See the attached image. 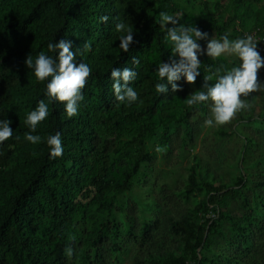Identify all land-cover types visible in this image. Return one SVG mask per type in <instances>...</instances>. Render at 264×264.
<instances>
[{
	"label": "trees",
	"instance_id": "trees-1",
	"mask_svg": "<svg viewBox=\"0 0 264 264\" xmlns=\"http://www.w3.org/2000/svg\"><path fill=\"white\" fill-rule=\"evenodd\" d=\"M161 12L178 18V25L207 32L197 43L226 33L230 40L245 38L246 31L264 29L262 0H0V121L10 120L13 130L0 143V264H110V254L124 253L125 233L142 252L141 264H249L257 252L264 241V153L247 159L259 145L252 137L245 136L236 164L240 174L230 183L195 154L177 192L187 203L185 212L160 217L167 193L163 200L147 195L138 216L122 201L135 186L157 188V161L179 136L182 148L194 146L192 120L196 112L208 113L211 100L189 107L187 99L207 90L205 75L213 76V85L217 75L235 67L224 55L197 56L195 83L182 72L173 81L161 80L160 64L181 60L166 39V28L178 25L162 28ZM104 16L107 22L100 19ZM118 22L133 30L127 52L119 46L127 33L116 31ZM60 41L70 43L77 64L91 68L72 118L66 102L45 94L51 77L38 81L25 64L41 52L57 58L58 50L49 52L47 46ZM113 68L136 73L126 87L138 93L137 101L117 100ZM157 83L165 91L158 93ZM40 100L49 115L31 132L25 121ZM254 117L264 120V112ZM57 132L63 154L50 158L47 138ZM26 133L39 135L41 142H29ZM232 133L237 128L220 130L217 137ZM170 188L165 184L161 191ZM160 231H167L172 243Z\"/></svg>",
	"mask_w": 264,
	"mask_h": 264
},
{
	"label": "clouds",
	"instance_id": "clouds-1",
	"mask_svg": "<svg viewBox=\"0 0 264 264\" xmlns=\"http://www.w3.org/2000/svg\"><path fill=\"white\" fill-rule=\"evenodd\" d=\"M158 23L163 28L168 23L178 25L179 19L168 15L166 12H161ZM103 22H107L108 17L100 18ZM117 32H126V35L120 37V48L127 52L129 51V43L132 41V27L123 22H118L115 25ZM207 32H201L197 27L179 24L176 27L166 28V39L173 45L172 53L181 57L180 62L173 63L171 66L161 63L158 69V75L161 80L165 76L169 81L178 78L179 73H184L189 84L196 81L199 75L198 69L201 62L197 58V53H204L205 50L195 42L196 39L206 38ZM258 40L253 36L248 35L245 38L229 39V35L224 34L219 40L210 39L207 43L206 54L212 59H217L224 54H235L239 57L241 63L238 67H233L224 75H217L216 83L209 84L213 79L212 75L204 76V85L202 88L206 91L194 92L186 103L189 107L197 105L208 100L212 101L211 114L212 118L205 121V125L209 127L222 126L228 124L237 115L238 112L250 108L251 105L241 99V96H247L252 92L264 90V85L258 83V69L264 67V58L257 51ZM49 52H57V58H53L41 52L38 54L35 61L29 55L25 64L34 70V75L38 81H45L51 77L47 84L46 95L60 102L65 103V112L69 118L78 114L79 104L84 99L82 89L85 87L87 78L91 74V68L81 62L76 63V53L71 49L70 43L60 41L59 43L48 44ZM90 48V45L85 44V49ZM135 60V57L133 58ZM58 60V62H57ZM219 73V69H217ZM111 76L115 79L112 88L115 91L116 98L119 101L127 100L128 103H133L138 99V93L132 87H126V83L130 79H134L135 72L129 71L127 68L121 73L116 68L111 70ZM120 79L125 82L121 85ZM125 87V92L122 95L121 89ZM177 85H173V90L177 89ZM156 91H165V85L157 83ZM49 115L48 104L44 100H40L35 108L26 118L25 123L35 132L37 125L44 121ZM10 120L0 121V143L8 140L13 135V130L10 128ZM25 139L33 144L41 142L39 135L25 134ZM47 145L50 149V158H58L63 154V144L61 134L57 132L55 135H50L47 138ZM161 149L157 148V151ZM74 238V237H73ZM66 255L71 257L73 249L67 248Z\"/></svg>",
	"mask_w": 264,
	"mask_h": 264
},
{
	"label": "rangeland",
	"instance_id": "rangeland-1",
	"mask_svg": "<svg viewBox=\"0 0 264 264\" xmlns=\"http://www.w3.org/2000/svg\"><path fill=\"white\" fill-rule=\"evenodd\" d=\"M264 2V0H262ZM210 39L219 38L216 35L208 37L204 43H197L201 46L205 52L202 54L197 53V56H203L206 54L207 43ZM224 56L234 63L235 67H238L241 63L238 56L235 54H224ZM258 83L264 85V67L258 69ZM241 99L251 105L250 108H246L237 113V115L228 124L222 126L209 127L205 125L207 119L212 118L210 102L209 111L206 115L196 112L192 122L194 125V132L196 135L194 146L190 145V150L182 148L181 136L174 140L172 144V151L165 152L163 156L157 161V174L158 184L152 192L150 190L142 189L135 186L132 192L122 196V201L126 204V210L130 211L135 216H138L139 203L145 199L147 195L157 199L163 200L164 194L167 193L165 207L162 209L161 218L165 219V214L172 213L178 214L185 212L187 203L180 197L177 192L183 186V182L187 178L189 167L193 163V157L195 154H200L202 158L210 162V169L224 176V183H230L232 180L240 174L236 164L240 157V153L245 146V136L252 137L258 141L259 145L253 146L249 154L248 160L254 159L256 156H260L264 153V120H260L258 116L264 112V90L255 91L247 96L242 95ZM252 118L250 121L249 118ZM237 128V133H232L231 136H224L221 139L217 137V133L220 130L226 132L232 131ZM183 134V133H182ZM181 134V135H182ZM193 147V148H192ZM223 162L222 165H218L219 161ZM247 172L249 171L248 167ZM165 184L171 186L170 191H161V187ZM252 195V193H250ZM235 204H232V209L238 211ZM210 216H214L211 214ZM137 223V221H136ZM162 232V231H160ZM167 231L162 232L161 238L166 239L168 243H172L171 237ZM123 243V255L113 256L109 255L110 264H141L140 258H142V252L137 249L136 244L131 238H128L126 233L124 234ZM159 237V238H160ZM254 254L251 259L248 260L249 264L264 263V241H260L257 244Z\"/></svg>",
	"mask_w": 264,
	"mask_h": 264
},
{
	"label": "built area",
	"instance_id": "built-area-1",
	"mask_svg": "<svg viewBox=\"0 0 264 264\" xmlns=\"http://www.w3.org/2000/svg\"><path fill=\"white\" fill-rule=\"evenodd\" d=\"M251 35L254 39L258 40L257 51L261 57L264 58V29L249 30L245 32V37Z\"/></svg>",
	"mask_w": 264,
	"mask_h": 264
}]
</instances>
